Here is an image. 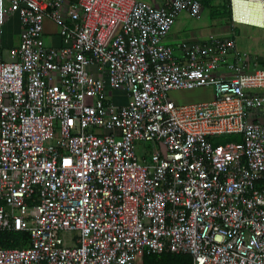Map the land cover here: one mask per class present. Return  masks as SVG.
Returning <instances> with one entry per match:
<instances>
[{
	"label": "built area",
	"instance_id": "built-area-1",
	"mask_svg": "<svg viewBox=\"0 0 264 264\" xmlns=\"http://www.w3.org/2000/svg\"><path fill=\"white\" fill-rule=\"evenodd\" d=\"M240 3L232 28H264V0ZM184 12L203 4L0 0V56L8 19L21 28L0 57V233L30 235L0 264H264V69L246 71L234 32L177 57L166 40ZM47 21L61 45L46 44ZM198 88L214 98L169 96Z\"/></svg>",
	"mask_w": 264,
	"mask_h": 264
},
{
	"label": "crops",
	"instance_id": "crops-1",
	"mask_svg": "<svg viewBox=\"0 0 264 264\" xmlns=\"http://www.w3.org/2000/svg\"><path fill=\"white\" fill-rule=\"evenodd\" d=\"M77 2L78 0H71ZM148 2L157 7L168 6L171 0H138ZM203 4V13L200 18L193 17L190 13H182L176 20L172 31L170 32L166 43L174 49V53L177 57L182 56L180 46L183 42H201L206 41L211 34L217 36H227L228 34L235 33V39L238 48L248 53V64L246 71L252 72L255 69H264V28L249 26V25H235L232 28L231 18L228 13H225V8H229L225 5V0H200ZM262 6L256 3L250 7L254 13L259 16ZM230 11V10H229ZM227 12V11H226ZM205 13L207 16H205ZM17 25L13 34L6 36L3 33V49L1 56L4 59H9L10 54H7V50L12 51V48H16L19 44V20L17 18ZM47 25H53L47 21ZM233 30V31H232ZM231 32V33H230ZM48 35V36H47ZM45 41L49 46L61 45V39L57 34V30L45 34ZM233 56L229 55L226 58L227 62H231ZM210 89V88H207ZM254 95H264V90L252 92ZM257 114L252 113L251 119H257Z\"/></svg>",
	"mask_w": 264,
	"mask_h": 264
},
{
	"label": "rangeland",
	"instance_id": "rangeland-1",
	"mask_svg": "<svg viewBox=\"0 0 264 264\" xmlns=\"http://www.w3.org/2000/svg\"><path fill=\"white\" fill-rule=\"evenodd\" d=\"M205 16H207L206 13H205ZM17 23L18 22H17L16 16L9 18L4 26V32H5L4 36L11 34V33L13 34ZM20 30L21 28L19 25V33H20ZM54 30H57L55 25H47V28H46L47 33L52 32ZM47 38L48 37H46V39ZM10 53L11 51L7 50V54L9 55ZM169 96L176 103L186 104V103H196V102H204V101L212 100L214 98V93L212 89L198 88L195 90L171 91L169 93ZM122 102H125V100H122ZM218 140L221 141V143H224L225 141L232 140V139L230 138V136H228L224 138H218ZM137 155L139 159H141L145 155L148 156L149 155V144L145 142H138L137 143ZM72 235H75V234H72ZM63 236L69 239L68 234H63Z\"/></svg>",
	"mask_w": 264,
	"mask_h": 264
},
{
	"label": "trees",
	"instance_id": "trees-1",
	"mask_svg": "<svg viewBox=\"0 0 264 264\" xmlns=\"http://www.w3.org/2000/svg\"><path fill=\"white\" fill-rule=\"evenodd\" d=\"M225 5L229 6V0H225ZM225 13L231 18L230 9L225 8ZM232 140H238L239 136H230ZM30 235L27 232H2L0 233V248L14 249L23 248L29 245ZM142 264H193L190 255L175 254L165 252L161 255L147 254L143 257Z\"/></svg>",
	"mask_w": 264,
	"mask_h": 264
},
{
	"label": "bare ground",
	"instance_id": "bare-ground-1",
	"mask_svg": "<svg viewBox=\"0 0 264 264\" xmlns=\"http://www.w3.org/2000/svg\"><path fill=\"white\" fill-rule=\"evenodd\" d=\"M234 4L236 5V9L239 10L240 5H241L240 0H234ZM244 4H246V2ZM258 4H260V3H258ZM246 10H250V8L249 7L248 8L246 7ZM250 11H252V13H254V11L252 9Z\"/></svg>",
	"mask_w": 264,
	"mask_h": 264
}]
</instances>
